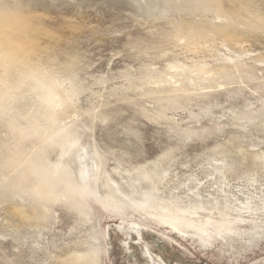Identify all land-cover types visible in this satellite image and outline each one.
Wrapping results in <instances>:
<instances>
[{
    "label": "rangeland",
    "instance_id": "obj_1",
    "mask_svg": "<svg viewBox=\"0 0 264 264\" xmlns=\"http://www.w3.org/2000/svg\"><path fill=\"white\" fill-rule=\"evenodd\" d=\"M0 264H264V0H0Z\"/></svg>",
    "mask_w": 264,
    "mask_h": 264
}]
</instances>
